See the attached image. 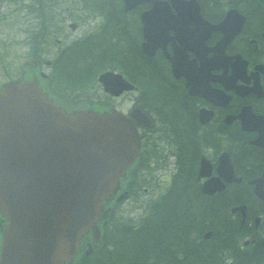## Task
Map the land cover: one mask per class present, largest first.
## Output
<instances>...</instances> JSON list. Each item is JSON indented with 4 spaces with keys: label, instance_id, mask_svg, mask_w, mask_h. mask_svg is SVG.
<instances>
[{
    "label": "flooded vegetation",
    "instance_id": "obj_1",
    "mask_svg": "<svg viewBox=\"0 0 264 264\" xmlns=\"http://www.w3.org/2000/svg\"><path fill=\"white\" fill-rule=\"evenodd\" d=\"M197 2L200 6L197 15L194 11L178 12L170 7V12L166 13L173 18L165 21L168 26L163 34L150 41L149 52L143 48L146 37L141 17L151 6L150 2L129 11H88L82 15V11L69 7L54 12L55 28L61 34L56 39L60 48L56 61L44 57L48 38L41 35V30L36 36L30 31L31 13L27 10L22 28L11 27L13 33L20 31L21 36L11 37L10 42L0 38L3 76L0 87L10 79L36 78L45 93L69 110L116 109L130 117L139 133V150L118 193L104 207H115V198L120 192H126V198L138 194L139 191L133 192L137 188L132 185L139 182L145 184L142 192H150L151 198L143 204L146 210L152 201L158 203L162 194L173 195L176 179H186L188 191L191 185L193 187L181 209L182 222L174 223L177 211L171 203V227L166 235L160 236L165 241L160 244L164 251L153 252L155 256L166 255L167 264H192L197 250L215 242L213 234L205 236L206 212L215 209L214 224L220 227L224 205L232 203L228 210L244 230L237 236L230 234L234 243L226 246L227 254H246L255 259L253 264H264V200L254 194L249 182L264 171V147L255 143L258 138H264V0ZM115 3L114 0H90L91 6L110 7ZM231 8L243 16V22L229 40L218 44L224 32L214 30L208 34L199 14L204 20L216 23ZM39 14L43 17L46 12ZM181 17L186 19H179ZM78 30L79 35L69 32ZM80 39L88 42L96 55L102 53L107 57L68 59L74 51L73 43ZM14 45L23 46L25 52H12L10 48ZM222 46L223 49H217ZM110 47L116 49L111 51ZM63 49L64 58L61 57ZM16 58L19 60L17 69L14 68ZM102 64L107 65L99 70ZM202 65L209 70H202ZM46 69L57 77L51 78L52 74ZM104 71L117 73L124 84L133 87H122L119 82L109 84L110 89H119L118 93L104 91L97 80ZM54 81L60 85L55 87ZM90 89L96 90L102 100L96 102L88 97L82 100ZM72 98L74 101H68ZM134 108L139 110V118L132 116ZM223 155L228 158L234 176L244 181V186L241 188L238 182H231L225 183L223 189L210 187L209 193L202 192L203 184L210 178L223 179L225 174L219 171L226 161ZM233 205L245 206L243 222L238 210L231 211ZM6 223L0 213V241ZM210 230L213 233L212 228ZM219 238L223 242V237ZM219 261L224 263L223 259Z\"/></svg>",
    "mask_w": 264,
    "mask_h": 264
},
{
    "label": "water",
    "instance_id": "obj_2",
    "mask_svg": "<svg viewBox=\"0 0 264 264\" xmlns=\"http://www.w3.org/2000/svg\"><path fill=\"white\" fill-rule=\"evenodd\" d=\"M140 1L124 0V9ZM151 1L153 7L142 16L149 41L160 36L152 28L169 20L156 15L169 10L167 3ZM172 3L180 11L189 10L181 0ZM236 19L242 16L230 10L220 26L209 25V31L221 30L229 39ZM205 68L209 70L201 66ZM109 76L103 73L99 80L105 84ZM257 140L264 145V138ZM137 150L136 129L121 113L68 112L34 80L5 83L0 90V213L8 223L2 231L0 264H68L89 230L95 243L100 235L97 221L105 213L103 202L116 191ZM219 171L226 181L236 180L227 162ZM252 182L262 196V179ZM209 186L223 184L213 179ZM89 250L91 246L85 253Z\"/></svg>",
    "mask_w": 264,
    "mask_h": 264
},
{
    "label": "trees",
    "instance_id": "obj_3",
    "mask_svg": "<svg viewBox=\"0 0 264 264\" xmlns=\"http://www.w3.org/2000/svg\"><path fill=\"white\" fill-rule=\"evenodd\" d=\"M103 7L110 9L107 6H102L101 9ZM99 57L105 58L107 55L101 53L97 55V58ZM192 191L191 188L188 191L186 179H176L173 184V195L169 193L161 195L158 203L153 205L142 223L135 224L132 219L119 216L109 219L106 224H102V243L89 255H82L77 264H164L168 261L167 256L160 253L155 256L153 252L161 251L162 253L164 251L160 244H164L165 241L162 242L160 236L167 234L171 227L169 224L171 203L175 204L174 208L178 212L175 214L174 223L182 222L183 211L181 209L187 203V194H192ZM206 213L205 226L212 227L215 235L223 237L224 246L229 247L230 234H241L243 228L239 226L237 220L229 222L228 219L231 217L226 211H223L220 227L214 224L215 209H208ZM215 257L216 250L207 246L202 250H197L195 259L204 264H214ZM249 259V256L243 259L239 256L238 264H248Z\"/></svg>",
    "mask_w": 264,
    "mask_h": 264
},
{
    "label": "rangeland",
    "instance_id": "obj_4",
    "mask_svg": "<svg viewBox=\"0 0 264 264\" xmlns=\"http://www.w3.org/2000/svg\"><path fill=\"white\" fill-rule=\"evenodd\" d=\"M78 3V9L81 8L83 13L82 15H84V12H88V11H93V12H101L100 8L93 6L92 8H90V2L87 3L86 5L82 6L80 3V0H75ZM50 2L52 3V8L50 9L51 12H58V11H64L68 8H66V6H70V8H73L74 10H77V7L74 6L75 2L74 0H50ZM63 2V4H62ZM28 3H31L30 0H0V38L3 39V42H10L11 37L14 38H18L21 36L20 31L13 33L11 30V27L14 26L16 29H18L20 26L22 28L23 25V19H24V13L28 10L31 15H30V20H31V26H30V31H32L33 34L39 35V30L42 31L41 35L46 36V38H48V44H47V48L44 50V57H46L47 59H52L54 58L56 55H58V52L60 51V48L58 47V43L56 42V39H59L61 37V34L55 32L56 30L52 28V25L49 21H45L42 17H36V14L32 13L30 8L27 6ZM74 6V7H73ZM32 9H34L35 11H39L38 7H31ZM78 12V10H77ZM87 15V13H86ZM42 18V20L40 21V19ZM40 25V26H39ZM85 25H83L84 27ZM70 34L72 35H76L80 33V30H78L77 32H73L71 33V31H69ZM67 42V41H66ZM65 42V43H66ZM88 42L86 41H81L77 40L73 43V49H75L78 52L86 49L88 47ZM10 50L12 52H20L23 53L25 52V50L23 49V46H13L10 48ZM63 52L64 49L61 51V57L64 58L65 56H63ZM69 55L67 58L70 59ZM17 59V58H16ZM19 60L17 59L16 61H14V68L17 69V65H18ZM67 65V64H66ZM107 64H102L99 68L103 69L106 67ZM47 73L52 74L51 78L55 79L57 76L54 74L53 71H51L50 69H46ZM91 78H93V76H91ZM90 78V80H92ZM3 79L2 73L0 71V83L1 80ZM90 84H92L90 82ZM60 84L56 81H54V86L57 87ZM85 85V84H84ZM85 91H87V89H85ZM90 97L93 96L95 98H98V93L96 92V90H92L90 89V91L87 93ZM82 100L85 98H81ZM142 185H145L141 182L138 183V189L139 191H141ZM143 191V190H142ZM140 195L137 194V196H135L134 198H129L127 200H124V202L121 204L120 206V210L119 212H116V216L119 217H124L126 218L127 216H131V218H133V220L138 221L139 219V214L140 212L143 211V204L140 205L138 208L135 207L137 206L136 204L137 202H133L134 199H136L138 196ZM151 198V197H150ZM149 198V199H150ZM148 199V200H149Z\"/></svg>",
    "mask_w": 264,
    "mask_h": 264
}]
</instances>
